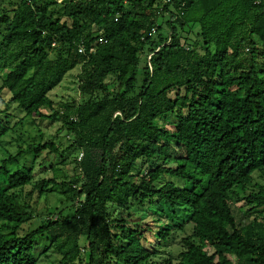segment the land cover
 I'll use <instances>...</instances> for the list:
<instances>
[{
  "label": "trees",
  "instance_id": "obj_1",
  "mask_svg": "<svg viewBox=\"0 0 264 264\" xmlns=\"http://www.w3.org/2000/svg\"><path fill=\"white\" fill-rule=\"evenodd\" d=\"M254 2L173 0L159 13L156 0H0V141L49 108L43 118L60 122L80 155L68 183L53 170L34 185L32 168H8L58 154L52 142L1 161L0 264L49 254L56 264H264V13ZM192 26L195 39H182ZM76 67L81 100L54 109L48 94ZM13 104L23 117L11 127ZM162 177L182 185L157 188ZM29 186L58 188L71 215L23 233L34 210L16 194ZM238 192L259 210L242 226ZM130 202L154 219L131 223ZM176 232L177 256L154 262Z\"/></svg>",
  "mask_w": 264,
  "mask_h": 264
},
{
  "label": "rangeland",
  "instance_id": "obj_2",
  "mask_svg": "<svg viewBox=\"0 0 264 264\" xmlns=\"http://www.w3.org/2000/svg\"><path fill=\"white\" fill-rule=\"evenodd\" d=\"M161 21L162 20L160 19L158 22L161 23ZM197 32L198 27L192 26L191 28H186L181 37L182 39H188V41L192 42L195 39V34ZM246 49L247 48H245L244 51ZM244 53L247 54L246 51ZM46 55L49 60H53L55 58V53L53 51H46ZM6 73L7 71H5L2 76L4 77ZM79 73L80 67H76L69 71L63 77L62 81L48 94V97L53 103L54 109L64 110V108L68 107L69 110H67L71 111V108L75 105L74 101L79 102L81 100L77 91ZM173 96L174 94H171V97ZM16 107L17 105L13 104L9 108V114L12 116L10 124L11 127H13L14 123L23 117V114L17 111ZM51 114L52 112L49 108H42V118L33 116L30 119H25L21 126L14 128L12 132L7 133L0 141V163L3 159H7L8 156H15L21 149H24L27 144L33 141L35 143L52 142L58 147V154L43 152L36 160H33V158L29 155L19 157L15 163L8 167L11 172L16 171L23 166L32 168L34 185L39 184L44 179L51 178L53 170L55 171V175L58 177V180H62L66 183H68L72 177L79 174L75 164L79 155L77 152L67 150L71 144V139L66 137V133L62 129V124L60 122L43 118L48 117ZM161 126L165 129L171 128L169 123H161ZM137 165L141 168V170H144L147 166L143 161H139ZM255 178V183H262L257 176H255ZM167 182H173L179 187L182 185L180 181L169 177H162V179L157 182L155 186L158 188ZM32 189L33 188L29 186L26 187L21 194H16L21 203H28L34 210L33 219L22 226L23 233L29 229L31 230L35 228L38 225L39 219L46 218L49 214L53 215L54 219H62L71 215V204L65 201L64 196L60 193L58 188L49 187L46 194L43 196L39 195L38 192L33 191ZM249 189L255 190L254 185H252ZM243 195L244 193L238 192V197H233L231 207L237 223L241 226L247 224L248 221L253 219L259 211L258 209L247 205L242 199ZM145 207L147 206L145 205L140 208V206L134 202L129 203L128 213L131 214V223L138 224V222L142 221L143 223H148L150 219H154L149 212L144 209ZM185 229L188 234L190 232V226H186ZM183 236L184 234L176 232L173 235L172 241L167 245H163L162 254L160 255L161 257L157 256L154 259V262L159 263L161 260L169 258L170 256H177L181 249L180 239ZM48 256L49 260L42 258V263L47 264L52 262L56 264L58 262L56 256H52L50 254Z\"/></svg>",
  "mask_w": 264,
  "mask_h": 264
},
{
  "label": "built area",
  "instance_id": "obj_3",
  "mask_svg": "<svg viewBox=\"0 0 264 264\" xmlns=\"http://www.w3.org/2000/svg\"><path fill=\"white\" fill-rule=\"evenodd\" d=\"M15 2H22V1H26L27 3H30L31 0H14ZM57 3L62 2L63 0H56ZM173 0H156V4L158 5V11L159 13H162L163 11V6H170L172 4ZM255 6H258L262 9L263 13H264V0H255L254 2ZM158 13V14H159ZM160 25V23L158 22V25H156L157 27ZM156 34V28H153L151 30L150 35H155ZM98 43H106V41L101 37L98 39ZM170 43V39L167 40V45ZM54 46V45H52ZM90 51H93V49H91ZM84 52V46L79 45L78 46V53L82 54ZM148 59H150V57H148ZM80 158V155H79Z\"/></svg>",
  "mask_w": 264,
  "mask_h": 264
}]
</instances>
